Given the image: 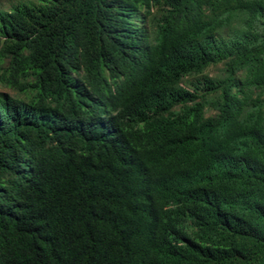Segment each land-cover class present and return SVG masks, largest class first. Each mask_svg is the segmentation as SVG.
Wrapping results in <instances>:
<instances>
[{
    "label": "trees",
    "instance_id": "trees-1",
    "mask_svg": "<svg viewBox=\"0 0 264 264\" xmlns=\"http://www.w3.org/2000/svg\"><path fill=\"white\" fill-rule=\"evenodd\" d=\"M4 57L0 264H264V0H22Z\"/></svg>",
    "mask_w": 264,
    "mask_h": 264
},
{
    "label": "rangeland",
    "instance_id": "rangeland-1",
    "mask_svg": "<svg viewBox=\"0 0 264 264\" xmlns=\"http://www.w3.org/2000/svg\"><path fill=\"white\" fill-rule=\"evenodd\" d=\"M22 0H0V10H10L14 5ZM8 63V58L4 57L0 59V74L3 72L5 66ZM223 74V64L209 66L200 75L187 76L183 79L182 85L189 89H196L198 92L202 91L203 79L205 77L220 78ZM0 92L8 93L10 95H19L20 93L16 89L8 87L4 83L0 82ZM206 115H212L214 113L211 109H206Z\"/></svg>",
    "mask_w": 264,
    "mask_h": 264
}]
</instances>
